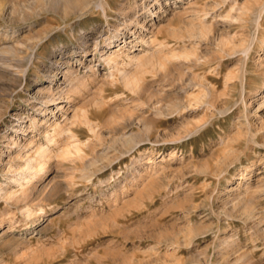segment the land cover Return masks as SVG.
I'll return each mask as SVG.
<instances>
[{
    "label": "rangeland",
    "instance_id": "obj_1",
    "mask_svg": "<svg viewBox=\"0 0 264 264\" xmlns=\"http://www.w3.org/2000/svg\"><path fill=\"white\" fill-rule=\"evenodd\" d=\"M63 1L0 0V264H264V0Z\"/></svg>",
    "mask_w": 264,
    "mask_h": 264
},
{
    "label": "bare ground",
    "instance_id": "obj_2",
    "mask_svg": "<svg viewBox=\"0 0 264 264\" xmlns=\"http://www.w3.org/2000/svg\"><path fill=\"white\" fill-rule=\"evenodd\" d=\"M60 1H62V0H54V2L55 3H58V2H60ZM65 2H67L68 3V6H70V7H76V6H80V5H82V3L80 4V5H77L78 3L77 2H74V1H72V0H67V1H63V3H65ZM83 4H84V6H88V0H84L83 1ZM62 5H64V4H62ZM68 8V7H67ZM80 8V7H79ZM78 8V9H79ZM81 8H84V7H81ZM69 9V8H68ZM68 9H66V10H68ZM71 9V8H70ZM76 9V8H75ZM74 9V10H75ZM65 10V9H64ZM64 10H62V11H64ZM79 11H80V9H79ZM66 12V11H65ZM124 33V32H123ZM116 40V39H115ZM84 50H85V48L84 49H81V55H83L84 53ZM119 49H116V47L114 48V50L113 51H111V52H109L108 54H107V63L108 64H110L111 63V61L113 60V55L115 54V53H117V51H118ZM117 55V54H116ZM66 64H67V66H71L72 65V63H70V60H67L66 61ZM87 67L91 70V72H93L94 70H95V68L94 67H92V66H88L87 65ZM66 74L64 75V78L65 79H67L69 82H67V80H66V83H68V85L71 87V89L69 88H67L68 89V92L70 93V91H73V93H75L74 92V89L76 88V84H77V82L78 81H76V79L78 80V79H81L82 78V76L80 77V76H77V75H74V73H75V71L74 72H72L70 69H67L66 70V72H65ZM67 75H69V76H67ZM65 83V84H66ZM60 86V85H59ZM78 88V87H77ZM76 88V89H77ZM62 90H64V88L63 87H61L60 89H58V91H56L55 93L54 92H52V91H50V93L46 96V98H44L43 99V103L46 105L48 102H49V104H53L54 102H55V99H56V96H57V98H61V96H62V93H60ZM76 91V90H75ZM64 93V92H63ZM65 94H67L66 95V98L67 99H70V97H71V95L70 94H68V93H65ZM50 100V101H49ZM70 100H67V102H69ZM60 108L62 107H64V106H62V105H60L59 106ZM42 110H44V108H42ZM45 111V110H44ZM43 111V112H44ZM74 116H76V115H74ZM32 120V122H33V124H38L37 122H38V120H37V118H32L31 119ZM72 121V120H71ZM70 122V121H69ZM40 123V122H39ZM64 123V122H63ZM62 123V124H63ZM67 123V122H66ZM59 124V123H58ZM57 123L54 125V127H52L53 128V132H56L57 130L59 131V134H64L65 133V131L66 130H69L68 128H66V127H64L63 125L61 126V125H58ZM65 125V124H64ZM51 126V125H50ZM66 126V125H65ZM70 127V126H69ZM48 128V127H47ZM49 129V128H48ZM17 130H19V131H24L23 130V128L22 129H18V128H16L15 129V131H17ZM69 134H70V132H69ZM65 135V134H64ZM45 137L47 138V141L51 144V142H52V144H54L53 142V137H52V135L51 134H49V132H46L45 131ZM31 142V141H30ZM30 142H29V144L28 145H30ZM15 143V142H14ZM35 151V153H34V155L36 154V156H35V158H33L32 160H34L35 159V161H32V162H34V163H28V161H27V163L28 164H26L23 168H21V179L20 180H24L25 182H30V180L32 179V178H36V176L37 175H39L42 171H43V169H44V164H45V160L46 159H49V157H50V149L48 148V147H46V146H43V145H39L38 147H35V149H34ZM33 156V155H32ZM31 159V158H30ZM19 177V178H20ZM13 181L14 182H17V178H14L13 179ZM20 185H22V183H20ZM23 194H26L27 192L26 191H23L22 192ZM10 195H16V194H11L10 193ZM9 194H8V196H10ZM52 209H54V208H52ZM40 211H41V209H40ZM46 211V210H45ZM26 212H27V214L28 215H30L31 214V212H30V210L29 209H27L26 210ZM40 213V212H39ZM38 215L39 214H37L36 216V218L35 219H33V221H35L37 218H39L38 217ZM32 221V222H33ZM20 232V231H19Z\"/></svg>",
    "mask_w": 264,
    "mask_h": 264
}]
</instances>
